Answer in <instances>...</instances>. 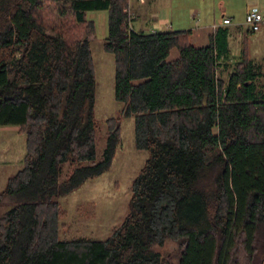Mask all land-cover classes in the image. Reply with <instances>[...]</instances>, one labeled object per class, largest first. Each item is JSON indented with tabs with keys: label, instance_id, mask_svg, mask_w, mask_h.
Listing matches in <instances>:
<instances>
[{
	"label": "trees",
	"instance_id": "1",
	"mask_svg": "<svg viewBox=\"0 0 264 264\" xmlns=\"http://www.w3.org/2000/svg\"><path fill=\"white\" fill-rule=\"evenodd\" d=\"M130 0H0V125L26 134L23 166L0 192V264H264V71L226 27L135 30ZM108 11L114 95L98 158L97 72L88 10ZM254 32L253 30H249ZM149 155L128 211L105 238H61L58 197L110 168L121 117Z\"/></svg>",
	"mask_w": 264,
	"mask_h": 264
},
{
	"label": "rangeland",
	"instance_id": "2",
	"mask_svg": "<svg viewBox=\"0 0 264 264\" xmlns=\"http://www.w3.org/2000/svg\"><path fill=\"white\" fill-rule=\"evenodd\" d=\"M138 3L151 4L157 14L138 8L132 11L130 8L132 17L136 16L132 25L137 30L141 26L145 32L191 29L193 33L189 41L196 45L207 43L200 32L208 33L211 28L223 23L225 16H230L233 20L231 29L236 32L231 39L232 62L241 59V48L247 45L249 55L264 71V22L254 32H250L249 25L245 23L246 13L252 6L258 7L264 15V0H142ZM86 15L95 23V29L88 37L97 72L95 113L100 158L108 130L106 119L119 114L124 104L114 95V55L103 48L108 35V11L92 9ZM120 121L121 141L110 168L89 178L73 192L58 197L66 209L60 220L61 238H105L127 214L132 180L144 165L149 152L135 146L133 116H122ZM19 129L17 124L0 125V192L5 188L8 177L23 166L26 134ZM156 249L161 252L162 264H178L175 241L168 240L163 246L157 245Z\"/></svg>",
	"mask_w": 264,
	"mask_h": 264
},
{
	"label": "crops",
	"instance_id": "3",
	"mask_svg": "<svg viewBox=\"0 0 264 264\" xmlns=\"http://www.w3.org/2000/svg\"><path fill=\"white\" fill-rule=\"evenodd\" d=\"M141 1H142V0H131L130 8L132 9V11H133V9L135 10L136 8H138V9L141 10V11H143V10L154 11L153 8H152V5H151V4H144V5H142V3H138V2H141ZM151 13H152L153 15H156V14H157L156 11L151 12ZM135 17H136V16L133 15V19H134ZM225 17H226V16H225ZM229 17H230V16H229ZM163 23H164V24H167L166 22H163ZM232 23H233V20H232V22H231L230 24L220 23L218 26H215L214 28H211V30L208 31V33H206V32H200V34H201V36H202V39L206 40L207 43H208L209 40H210L211 35H214V34L220 32V31L222 32V30H223L224 28L229 27L230 30H231V34H230V46H231V39H232V37H234V35H236V32L232 31V29H231ZM134 29L137 30L135 27H134ZM139 30L145 32L143 26H141V28H140ZM167 30H173V29L170 28V29L159 30V31H167ZM177 30H178V29H177ZM153 31H158V30H153ZM153 31H152V32H153ZM192 33H193V32H192ZM192 33H191V34H192ZM207 43H206V44H207ZM203 45H204V44H203Z\"/></svg>",
	"mask_w": 264,
	"mask_h": 264
},
{
	"label": "built area",
	"instance_id": "4",
	"mask_svg": "<svg viewBox=\"0 0 264 264\" xmlns=\"http://www.w3.org/2000/svg\"><path fill=\"white\" fill-rule=\"evenodd\" d=\"M130 15L132 17V13L130 11V7L128 8ZM132 23V21H130ZM232 22L231 17L226 16L223 18L224 24H230ZM264 22V15L256 6H252L248 9L246 13V24L249 25L250 30L256 31L260 28L261 24Z\"/></svg>",
	"mask_w": 264,
	"mask_h": 264
},
{
	"label": "water",
	"instance_id": "5",
	"mask_svg": "<svg viewBox=\"0 0 264 264\" xmlns=\"http://www.w3.org/2000/svg\"><path fill=\"white\" fill-rule=\"evenodd\" d=\"M262 264V263H261Z\"/></svg>",
	"mask_w": 264,
	"mask_h": 264
}]
</instances>
